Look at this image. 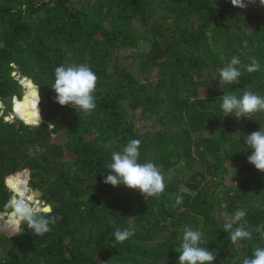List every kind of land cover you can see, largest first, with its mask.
I'll list each match as a JSON object with an SVG mask.
<instances>
[{"label":"trees","instance_id":"1","mask_svg":"<svg viewBox=\"0 0 264 264\" xmlns=\"http://www.w3.org/2000/svg\"><path fill=\"white\" fill-rule=\"evenodd\" d=\"M234 55L240 83L220 84ZM253 57L261 67L248 73ZM84 63L98 77L88 115L60 106L51 88L58 66ZM23 86L20 117L5 119ZM245 91L264 96L259 0L246 9L230 0H0V211L21 190H39L56 221L37 237L26 227L12 235L13 218L0 220V264H178L186 226L203 233L213 264H242L264 247V173L244 142L264 128V112L225 117L219 98ZM131 139L141 142L138 162L164 176L158 199L103 183L112 152ZM240 209L251 238L232 244L223 224ZM114 224L135 235L117 244Z\"/></svg>","mask_w":264,"mask_h":264},{"label":"clouds","instance_id":"2","mask_svg":"<svg viewBox=\"0 0 264 264\" xmlns=\"http://www.w3.org/2000/svg\"><path fill=\"white\" fill-rule=\"evenodd\" d=\"M256 0H230L233 7L246 9L249 4ZM259 5L264 7V0H259ZM216 6V5H215ZM247 47V44L244 45ZM242 61L239 56L234 55L230 61L219 69L220 84H239L242 75L240 65ZM259 62L253 57L249 64L244 65L248 73H255L260 70ZM55 80L51 88L56 93L55 102L60 106H70L77 112L85 115L91 114L96 108V86L98 77L91 67L84 64L61 65L55 69ZM222 101L221 108L225 117L232 114L236 119L251 116L264 112V96L252 91H245L241 98L234 95L224 94L219 98ZM38 105V103H37ZM37 107V106H36ZM36 125H41L42 118L39 110ZM244 142L251 155L247 160L256 170L264 173V128L245 135ZM140 140L131 139L122 151H114L111 154V163L108 164V174L104 176L103 183L113 187L123 185L124 187L139 191L145 198H159L165 191L164 176L161 171L152 163H140L139 148ZM39 199V198H38ZM175 203H183V197L178 195ZM10 215L16 225V231L12 235L21 234L26 227L37 237L43 236L51 231V225L55 224V218L45 214L41 209L34 206L29 197L23 191L14 194L9 200ZM246 212L237 210L231 221L223 224V230L229 233V240L237 244L251 238V232L247 230L243 221ZM246 223V222H245ZM234 224L239 226L233 228ZM264 228V226H261ZM113 236L117 244H121L135 235L134 229L123 228L113 225ZM203 233L193 230L190 226L184 228L181 250L178 251V264H213L216 260V252L207 247H201ZM242 264H264V247L254 248L251 256L243 259Z\"/></svg>","mask_w":264,"mask_h":264},{"label":"rangeland","instance_id":"3","mask_svg":"<svg viewBox=\"0 0 264 264\" xmlns=\"http://www.w3.org/2000/svg\"><path fill=\"white\" fill-rule=\"evenodd\" d=\"M16 76H17V74H16ZM18 77L20 78V81L21 82H28V80L25 78V80H23L22 79V77L20 76V75H18ZM26 88L23 86V91H22V93H21V95L18 97V96H16L15 97V100L17 101V100H23V98H24V96H25V93H26ZM14 100V99H13ZM15 100H14V102H13V107H14V105H15ZM3 107H4V103H3ZM12 107V108H13ZM1 110H0V114L2 115L3 114V110H2V108H0ZM5 114V113H4ZM7 114V115H6ZM5 114V119H7V120H10V118H11V116L12 115H14V116H18V114L16 113V112H14V110L13 111H8V113H6ZM19 117V116H18ZM14 119H15V117H14ZM136 124L140 127V128H142V129H158L159 127H160V125L157 123V122H154V121H145V120H138L137 122H136ZM58 141H63L64 140V135L63 134H56L55 136H54ZM190 175V174H189ZM27 194H28V192H27ZM34 194H35V192H34ZM29 196H33V193H31V194H28ZM35 196V195H34ZM35 198H36V201L37 200H39L38 198H39V196H35ZM34 202L33 204H34V206L35 207H37V208H39V209H42L43 207H45L46 205H47V203L46 202H44V204H38L37 202ZM1 250V249H0Z\"/></svg>","mask_w":264,"mask_h":264},{"label":"water","instance_id":"4","mask_svg":"<svg viewBox=\"0 0 264 264\" xmlns=\"http://www.w3.org/2000/svg\"><path fill=\"white\" fill-rule=\"evenodd\" d=\"M13 74L16 75L17 72L14 71ZM36 88H37V90H38V87H37V86H36ZM38 94H39V93H38ZM39 99H40V96H39ZM14 100H15V97H14ZM0 107H3V102H2V101H0ZM13 110H14V112H16V113L18 114V116L20 117V115H19V113H18V111H17V103H16V100H15V105H14V107H13ZM10 121H14V115L11 116ZM24 121L27 123L26 120H24ZM25 195L27 196V192L25 193ZM35 195L40 196V191H39V190H36V191H35ZM34 201H36V200H34ZM34 201H31V202L34 203ZM51 209H52V208H51V205H50V204H47L45 207L42 208V210L45 211V212H47V211H51ZM5 218H13V217L10 215V212H1V211H0V220H4Z\"/></svg>","mask_w":264,"mask_h":264},{"label":"bare ground","instance_id":"5","mask_svg":"<svg viewBox=\"0 0 264 264\" xmlns=\"http://www.w3.org/2000/svg\"><path fill=\"white\" fill-rule=\"evenodd\" d=\"M23 84H24V85H27V83H26V82H23ZM14 117H15V116H14ZM21 191H23L24 193H26V192H27L26 190H21ZM21 191H20V192H21ZM34 195H35V194H34V192H33V196H29V195L27 194V196L29 197L30 201H34V200H36L35 196H37V195H35V196H34ZM34 202H35V201H34ZM36 202H37V203H40V202H41V200L39 199V200H38V201H36ZM5 219H6V218H5Z\"/></svg>","mask_w":264,"mask_h":264},{"label":"built area","instance_id":"6","mask_svg":"<svg viewBox=\"0 0 264 264\" xmlns=\"http://www.w3.org/2000/svg\"><path fill=\"white\" fill-rule=\"evenodd\" d=\"M38 201V200H37ZM38 204H44V201H41L40 203H38Z\"/></svg>","mask_w":264,"mask_h":264}]
</instances>
